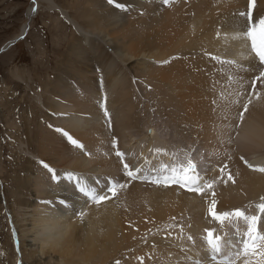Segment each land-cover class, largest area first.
<instances>
[{
  "label": "bare ground",
  "instance_id": "6f19581e",
  "mask_svg": "<svg viewBox=\"0 0 264 264\" xmlns=\"http://www.w3.org/2000/svg\"><path fill=\"white\" fill-rule=\"evenodd\" d=\"M44 1L75 27L80 41H71L63 66L55 68L48 88L38 91L35 136L30 137L29 120L21 125L23 169L14 171L10 204L3 207L9 240L18 238L14 245L22 255L11 263L220 264L203 253L202 247L209 248L206 229L232 241L235 247L224 248L228 253L240 249L243 236L236 231L245 232L247 225L214 219L208 211L213 193L217 212L242 208L249 215L258 214L256 205L264 196V173L254 170L264 165V78L256 79L264 67L253 61L245 39L234 38L247 27L239 13L247 11L249 0H117L124 8L108 0H85L84 23L79 24L64 6ZM36 11L37 4L32 5L27 20ZM252 12L254 19L264 16V0H256ZM29 21L17 35L28 30ZM163 99L190 106V116L185 106L180 115L173 106L166 108L175 119L189 118L196 136L188 125L180 127L155 112V106L166 109L160 106ZM138 100L147 104L143 121L136 113ZM64 132L84 147L73 145ZM188 147L192 159L200 154V174L215 180L212 189L201 193L151 181L157 160L158 166L175 164ZM117 150L125 153L123 160ZM135 154L140 166L152 159L148 173L132 179L119 170ZM114 181L126 186L100 204L79 190L86 186L102 192ZM260 228L264 231V214ZM248 259L264 262L260 255Z\"/></svg>",
  "mask_w": 264,
  "mask_h": 264
},
{
  "label": "rangeland",
  "instance_id": "374dc122",
  "mask_svg": "<svg viewBox=\"0 0 264 264\" xmlns=\"http://www.w3.org/2000/svg\"><path fill=\"white\" fill-rule=\"evenodd\" d=\"M53 3L67 8L64 10H67V14L78 24L79 22L84 23L80 14L83 12L85 0H53ZM36 4L37 11L29 21L27 20L28 10ZM28 21V30L21 32H25L23 36H20L21 33L17 35L22 30L21 26ZM15 36L16 40L0 51V250L2 247V253L9 256L6 261V255L4 256L0 251V264H12L13 259L16 261L19 256L22 258L18 245L17 247L14 245L18 238L15 236L14 239L9 240L8 220L4 217L5 209L3 208L8 203L10 204L9 193L13 188L14 171L20 172L23 169L20 167L21 151L18 147L20 141L25 142L21 125L29 120L30 137L35 136L36 121L40 113L36 108L38 91L42 87L45 91L48 88V80H53L56 76L55 68L61 69L63 66L71 41L73 45L80 41L79 32L75 30V27L63 17L57 8H48L44 0H0V48L7 45ZM147 98L150 97L147 96ZM159 98L156 95L155 102ZM200 102L202 104L201 95ZM145 106L147 104L143 106L141 100L137 101L136 113L137 116L140 115V119L142 117L141 121L145 120L144 108L142 111V107ZM160 106L163 108L173 106L177 115L183 112L181 106H185L190 116V106L185 101L177 100L173 105H168L163 99ZM158 107L155 106L157 114H161L167 120H172L180 127L184 128L188 125L193 135H197L189 118L175 119L169 113L170 107L162 109L163 112L157 110ZM204 114L205 109L202 106L199 122L201 128ZM140 119L139 122H141ZM52 130L58 136V132L55 129ZM91 142L92 138L88 136L87 143ZM111 144L113 146V142ZM33 146H36L34 142ZM16 164H19V167ZM10 247L12 253H10Z\"/></svg>",
  "mask_w": 264,
  "mask_h": 264
},
{
  "label": "snow or ice",
  "instance_id": "6c2138e0",
  "mask_svg": "<svg viewBox=\"0 0 264 264\" xmlns=\"http://www.w3.org/2000/svg\"><path fill=\"white\" fill-rule=\"evenodd\" d=\"M168 2V0H165ZM109 4H115L118 8H124L122 3H117V0H108ZM256 5V0H249L248 9L246 12H240L239 15L242 17H246L247 19V27L242 32L237 34L234 38L236 39H246L251 42L250 48L255 56L258 57L261 65H264V16H259L257 18H253V8ZM35 10V9H34ZM234 62V61H233ZM264 78V70H261L259 76L256 77L257 80ZM256 81L252 82L253 87H255ZM259 95V94H257ZM251 100L247 104L243 105L244 111L246 112L248 109ZM105 116L108 115L107 109H104ZM244 113H240V119L243 120ZM59 131H63L62 129ZM64 135L68 137L69 141L77 146L78 148H83L84 146L72 136H70L67 132H64ZM115 143V141H113ZM156 152H161L163 149H155ZM116 155L124 159L125 153L117 150ZM177 154H173L176 156ZM243 159V157H241ZM245 163L248 164L249 168H253L252 164H249L248 161L245 160ZM44 167L52 173L53 180H60V176L56 174V171L49 167V165L44 164ZM226 167V166H225ZM123 169L126 175L132 179L137 178V173L142 171V168H135L134 170L130 168L128 163L123 164ZM254 170L264 173V165H256ZM153 171L157 172V175L151 176V181L158 185L168 186L171 184L180 185L181 187L187 188L190 191L206 193L208 190L213 188L215 184V180H209L203 177L198 171L197 163L191 158L190 153H186L184 157V162L172 164V165H161L159 169L154 168ZM222 173L224 172V168L220 170ZM68 180L74 179V174L68 172L65 174ZM140 179L149 178L147 176H140ZM228 180H231L233 183L235 182L232 175H228ZM227 183V181H225ZM126 185L120 184L118 181H114L110 186L107 187L106 192H99L94 187H86L80 186L79 190L85 194L89 199H91L94 203L100 204L105 200H109L112 197H115L118 194V190L124 188ZM110 194V195H109ZM215 194L213 193V199L211 200L209 206V213L216 219L220 221L222 224L224 222H233L238 220H243L247 225V230L243 233L237 228L236 235L243 236L241 243V247L239 250L235 252H224V248L226 245L235 247L232 244L231 240L225 241L219 235H213V230H207L208 233L205 237V240L209 246L211 251V257L213 260H216L217 256L220 257V264H236V260L240 257H245L244 264H250V260L248 258L256 255L264 256V231L260 228L261 214H264V196L260 197V202L256 205L258 209L257 215H249L242 208H235L231 211H216L217 201L215 200ZM83 215V213H81ZM189 239H192L189 236ZM119 264V261L116 262ZM197 264H200L197 261ZM260 264H264V262H260Z\"/></svg>",
  "mask_w": 264,
  "mask_h": 264
},
{
  "label": "water",
  "instance_id": "95a60500",
  "mask_svg": "<svg viewBox=\"0 0 264 264\" xmlns=\"http://www.w3.org/2000/svg\"><path fill=\"white\" fill-rule=\"evenodd\" d=\"M3 48H4V47H3ZM3 48H0V50L3 49Z\"/></svg>",
  "mask_w": 264,
  "mask_h": 264
}]
</instances>
